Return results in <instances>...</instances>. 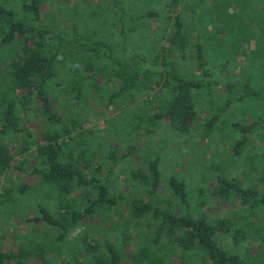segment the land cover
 Returning <instances> with one entry per match:
<instances>
[{"label":"rangeland","instance_id":"374dc122","mask_svg":"<svg viewBox=\"0 0 264 264\" xmlns=\"http://www.w3.org/2000/svg\"><path fill=\"white\" fill-rule=\"evenodd\" d=\"M170 1L126 0L131 15H139L149 9L157 12L156 16L129 23L130 29L126 35L129 49L153 56L160 44L169 47L164 39H160L162 30L171 27L172 22L168 17L179 15L188 40L186 57L179 58L172 49L168 53L181 70L198 72L196 42L197 35H200L208 73L217 76L221 71L230 81L249 83L264 89V0H179L175 8L169 6ZM1 2L10 3L18 11L16 2ZM123 8L113 0H43L40 7L41 24L69 33L76 29L81 37L88 36L117 45L122 40ZM18 47L0 44V91L8 80L7 61L20 56ZM72 66L71 62L64 69L57 65L59 76L48 85L51 91L49 97L55 111L60 112L62 117L69 118L77 114L84 122L82 128L76 129L70 137L63 138L69 143L67 150H72L75 155L83 145V148L94 151L97 160L105 165L110 163L106 154L109 146H117L122 159L109 176L111 190L129 196L138 194L146 197L143 190L136 191L135 186L131 185L129 174L137 168L145 170L148 162L158 157L163 195L168 194L164 184L170 176L175 175L187 184L192 211L209 219L216 216L231 217L240 227L250 226L252 217L247 205L240 200L220 202L213 199L205 189L215 183L219 174H223L264 192V120L247 134V142L238 155L234 147L238 133L230 127L234 121L251 123L264 119L262 102L249 99L234 102L217 119L206 136L201 123L217 114L223 96L217 90L212 95H202L197 100L196 124L189 133L180 134L167 121L151 125L133 116V111H140L142 116L152 113L157 102L155 97L160 90L158 86L136 96L133 101L125 99L118 108L115 103L107 104V95L114 83L97 76L83 85L84 93L79 100L72 101V93L67 95L61 91L62 88L68 90L70 87L66 84L74 77L69 71ZM61 80V83L54 86L56 81ZM65 100H68L71 108L62 111ZM17 113L18 123L36 136L50 126L43 118L37 101L28 111L18 110ZM77 133L81 134L75 136ZM21 137V133L11 131L2 135L3 141L15 153L16 162L34 151L33 147L32 151L25 154L17 153ZM29 160H32V155ZM23 167L29 168L26 164ZM103 170L105 173L107 169ZM0 183L4 188L12 189L11 199L0 209V248L4 251L31 250V261L63 264L66 255L76 252V243L80 242L78 237L82 232H88L90 240L94 238L102 241L110 235L118 248L123 245L119 233H126L127 245L120 248L123 254L120 264H129L126 252L132 253L144 242L151 246L153 226L148 227L143 221L135 227L130 224L128 217H123V212H117L119 206L106 211L104 221L101 219L103 212L101 215L95 212L84 218L64 241H59L56 238L57 231L51 225L46 222L35 223L29 219L36 214L39 205L52 211L55 209L57 198L48 186L41 184L35 175L15 167L0 175ZM22 188L24 193L20 192ZM86 189H79L73 194L77 203L83 206L89 203L93 195V192ZM259 221L260 228L256 231L255 227L250 226L246 240L236 247L231 244L230 238L223 235L218 234L217 240L231 252L264 264V257L261 260L264 251V220ZM175 254L165 257L163 264L180 263L178 252ZM184 264H200V258L189 255Z\"/></svg>","mask_w":264,"mask_h":264},{"label":"trees","instance_id":"16d2710c","mask_svg":"<svg viewBox=\"0 0 264 264\" xmlns=\"http://www.w3.org/2000/svg\"><path fill=\"white\" fill-rule=\"evenodd\" d=\"M12 1L17 3L18 11L8 2L0 3V44L18 45L20 48V56L7 61L8 80L0 91V175L11 167L26 171L48 186L57 198L53 211L39 205L36 214L29 219L35 223H48L57 231V240L64 241L84 218L95 212L100 215L103 212L101 219L104 221L106 211L119 206L117 212H123V217H128L135 227L143 221L148 227L153 226L151 246L144 242L132 253H125L130 259L129 264H163L164 258L176 256V251L180 263L172 264H184L189 255L199 257L200 264H259L228 250L217 240V235L230 238L231 244L236 247L246 240L250 226L257 231L261 223L258 219L264 220V192L223 174H219L215 183L205 189L220 202L240 200L250 208V226L240 227L231 217L209 219L192 211L187 184L175 175L170 176L164 184L168 194L163 195L158 157L150 160L145 170L137 168L129 174L131 185L135 186L136 191L143 190L146 197L111 190L109 176L122 159L117 146H109L106 154L110 163L105 165L97 160L94 151L83 148V145L75 155L72 150H67L69 143L63 138L82 128L84 122L77 114L64 118L55 111L48 85L59 76L57 65L64 69L71 62L73 66L69 71L74 77L66 84L70 85L69 89L62 88L61 91L67 95L72 93L70 98L75 102L84 93L83 85L97 76L114 83L108 92L107 104L115 103L118 108L125 99L133 101L136 96L158 86L160 90L155 97L157 102L152 113L142 116L140 111H133V116L151 125L167 121L180 134L189 133L196 124L198 98L212 95L217 90L218 94L222 93L223 100L217 114L201 123L206 136L234 102L249 99L264 105V89L249 83L230 81L221 71L217 76L208 73L200 35H197L196 42L198 72L181 70L168 53L172 49L179 58L186 57L188 40L179 15L168 17L172 22L171 27L162 30L160 39H164L169 47L160 44L153 56H147L129 49L126 35L132 20L137 23L143 18L156 16L157 12L152 9L131 15L126 0H113L124 7L121 10L124 22L121 27L122 40L116 45L88 36L81 37L76 29L69 33L43 26L40 12L43 0ZM178 2L171 0L169 6L175 8ZM61 82L56 81L54 86ZM36 101L40 103L43 118L50 124L38 136L22 127L17 117L18 110L26 112ZM149 102H145L144 109ZM63 104L62 111L71 108L68 100ZM262 120L251 123L234 121L230 124L238 133L234 142L236 155L247 142V134ZM8 131L22 134L18 154L30 152L34 147L32 160H29V155L16 162L15 153L2 139V135ZM24 164L29 168H24ZM104 168L107 169L105 173ZM85 188L93 195L89 203L83 206L77 203L73 194ZM11 191L0 183V209L11 199ZM20 192L24 193V189ZM126 235L119 233L123 243L121 249L127 245ZM109 236L102 241L90 240L88 232H82L78 237L80 242L76 243V252L66 255L63 264H120L123 254ZM262 239L264 243V237ZM261 256L262 260L264 251ZM31 257V250L4 251L0 248V264H48L44 260L31 261Z\"/></svg>","mask_w":264,"mask_h":264},{"label":"crops","instance_id":"0c3cea01","mask_svg":"<svg viewBox=\"0 0 264 264\" xmlns=\"http://www.w3.org/2000/svg\"><path fill=\"white\" fill-rule=\"evenodd\" d=\"M224 76V75H223ZM225 77V76H224ZM226 78V77H225ZM222 95V93H220ZM223 96V95H222Z\"/></svg>","mask_w":264,"mask_h":264}]
</instances>
